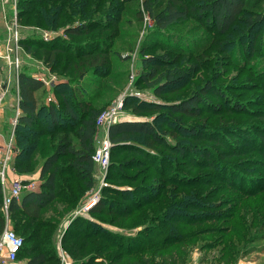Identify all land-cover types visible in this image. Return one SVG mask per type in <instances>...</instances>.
Masks as SVG:
<instances>
[{"label":"rangeland","instance_id":"rangeland-1","mask_svg":"<svg viewBox=\"0 0 264 264\" xmlns=\"http://www.w3.org/2000/svg\"><path fill=\"white\" fill-rule=\"evenodd\" d=\"M22 1L0 0V96L3 91L5 93L4 99L0 102V135L4 139L12 138L15 148L19 149L17 137L23 135L20 128H17V120L12 124L18 112L15 99L19 92L16 82L20 72L37 77L38 81L41 82L42 87L36 93L40 104L47 101L49 94L54 95L52 84L62 82H71L73 83L71 85H81L85 88L88 101L92 102L91 107L99 108L100 113L123 94H130L131 91L142 94L143 99L137 98L140 101L146 102L145 97L148 99L147 102L157 103L158 107L153 113L141 114L145 117H140V115L136 117L132 115L131 111V106L135 105L136 101L134 99L126 100L123 117L135 120L153 119L156 113H160L162 106L190 95L193 92V87L200 88L206 81H211L215 85V89L224 91L229 99L239 101L243 106V111L234 113L231 110V113H228L227 108L224 107L217 115L205 112L204 117H209L207 124L209 130L206 129L204 134L210 135V137L212 135L223 138V134L228 133L229 136L227 137H231L233 134L240 135L247 132L252 129L251 127L261 129L264 134V118L258 117L259 114L264 115V73L260 72H264V54L260 49L263 38L259 39L255 45L256 53L254 58L250 60L251 67L257 68L255 70L257 77H250L251 74L247 75L248 69L240 70V68L230 65L233 60L239 59L236 54L228 57L222 55V52H215V54L213 52L208 55L209 62L199 63L200 66L194 70V76L188 83L181 82L182 87L177 90L173 89L174 87H167L161 96L154 98L152 95L153 88L137 81L139 75L149 69V66L143 64V60L166 55L172 63L169 70L174 68L187 69L192 63L191 56L186 58L182 53L168 49L166 45L169 44H165V41H176L180 38L181 42L184 40L183 45L185 47H196L200 42L202 43L212 37V31L207 32L201 29L197 23L189 21L181 27L172 28L167 32H159L143 11L141 0H72L68 3L31 0L36 4V7L32 13L34 14L32 21L26 22L22 18H17L21 13ZM58 17L61 19L57 20ZM86 20L89 21L88 28L92 31L86 36L74 38V44L82 43L80 44L83 45L82 48H104L107 50L109 63L104 69L105 74L102 77L92 75V72L88 71H85L81 77L71 73V69L66 73L63 72L67 63L71 61H73V65L77 63L74 62L68 51L67 53L56 54L58 71L53 72L40 59L25 53L20 45L24 42L34 49L37 43L42 44V47L54 43L60 47L70 46L71 51H77L72 44L68 43V38L63 33V29L71 25L75 27L78 23ZM35 23H47V25L39 27ZM54 23H56V29H52ZM110 23L112 25L107 31L100 29L102 25L108 24V27ZM197 40H199L198 43H196ZM229 49L235 52L237 47L233 45ZM132 76L135 77V82L131 81ZM68 91L64 89L66 95L70 96L71 92ZM206 97L213 102L220 101V98H216L210 93L206 94ZM254 109L259 112L253 115L247 113L248 110L253 111ZM44 119L40 120L44 122ZM165 123V120H159V124L163 126L158 127V130L161 133L164 132L169 144L174 145L176 141L182 143L191 141L180 137L181 132L178 131L179 128L176 125L171 126ZM188 123L197 126L195 121ZM223 124L228 125L229 132L220 129ZM33 129L30 128V130ZM104 132L103 127L96 126L95 150L103 142ZM136 141L145 142L146 140L142 137L137 138ZM201 144L204 145L205 149L209 148L212 151L215 149L209 142ZM232 145L235 144L233 140H230L228 147L230 148ZM239 145L247 147V143L244 141ZM249 149L253 150L244 156L223 160L222 163L226 162L222 164L225 168H221L223 171L215 172V176L199 167L195 168L193 174H190L191 176L182 172L174 174L173 168L164 169L163 171L166 170L167 172L166 176L169 175L172 178V183L168 181L169 177L156 174L158 169H161L160 163H169L175 167L184 161L159 149H150L148 146L144 150L153 159L154 167L156 166L154 172L146 162L145 167H139L132 160L135 158L133 154L127 155V163H129L123 175L116 176L113 172L108 171V167L106 170H101L95 164L94 185L90 189L81 187L79 192L84 189V195L72 213L68 216H59L52 212L51 207L46 209L41 217L40 229H42L43 235L40 240L35 242V247L46 255L47 264H78L74 263L75 259L65 250V246L61 244V239L68 232L70 224L72 222L80 223L78 217H82L86 222L93 224L92 228L87 229V231L95 230L104 238H109L115 247H119V244L124 247L122 248L123 251H119L114 247H106L103 241H99L100 249L104 247L102 264H109V261L118 253L125 252L124 254H127L129 252L127 250L131 249L136 251L131 254V259H139L148 255L149 257H158L164 255L166 251H157L155 250L156 246L164 243L165 240H169L166 236L162 238L157 236L158 232L167 234L169 228L166 226V222H171V213L167 212L164 215L167 211L164 203L175 202L177 205L172 211L177 209L180 211L187 208L182 203L184 199L192 200L200 207L196 212L184 213L185 217L189 219L193 217L197 222L191 221L195 224L194 226L186 227L188 229L178 232L179 237L185 235L184 237L191 239L187 245H183V247H187L184 248L185 256L181 264H264V145L259 150L263 153L262 156L254 150L253 146ZM217 150L222 152L219 148ZM198 155L196 154V157H199ZM125 156L122 155L119 159H123ZM139 159L143 161L142 158ZM24 160H29V156L25 155ZM63 162L61 161V163ZM41 163L40 157L36 156L31 162L30 170L20 173L16 172L14 163H11V167L9 165V169L5 173L6 181L11 183L13 177L8 176V173L15 172L19 178L24 177L27 184L34 182L38 184ZM118 176L123 178L120 186H117L113 181V178ZM107 177L110 180H107ZM185 177H192L198 186L196 188H191V186L183 188L175 183L185 179ZM212 178L215 179L214 182H208ZM106 187L108 188L105 190L104 196L115 204L113 211L116 213L98 214L89 213V210L86 215L80 216L82 201L88 199L96 191L101 196L102 189ZM161 187H165L163 188L166 191L165 197H160L157 204L143 208L130 216L122 217V214L126 212L124 207H128L127 210H129L133 202L148 198L149 191H155L150 193L152 197ZM113 191L133 194L135 199L124 205L122 199L114 195ZM74 214L77 215L73 217ZM207 217L209 220L206 219ZM71 218L72 220H70ZM68 220H70V224L64 226L63 223ZM85 227L89 226L85 224ZM7 228L15 231L11 224ZM148 239L153 242L147 243ZM149 245H152L154 249L151 250ZM140 246H146V248L136 249ZM18 259L20 258L18 257ZM164 261L169 264L174 263L173 260Z\"/></svg>","mask_w":264,"mask_h":264},{"label":"trees","instance_id":"trees-1","mask_svg":"<svg viewBox=\"0 0 264 264\" xmlns=\"http://www.w3.org/2000/svg\"><path fill=\"white\" fill-rule=\"evenodd\" d=\"M44 1L68 3L72 0ZM141 5L146 16L159 32H167L172 28L181 27L189 21L197 23L201 29L207 32H213L212 37L203 41L204 43L200 42L196 47H185L183 45L184 40L181 42L180 38L176 41H165V44H169L166 45L168 49L182 53L186 58H189V55L191 56L192 63L187 69L174 68L169 70L172 63L166 55L143 60V64L149 66V69L143 71L137 81L143 85L151 86L154 98L161 96L167 87H174L173 89L177 90L182 87V83H188L194 76V70L200 66L199 63L209 62L208 55L213 52V54L222 52V55L228 57L236 54L239 59L233 60L230 65H234L240 70L248 69L247 75L251 74L250 77L258 76L255 73L257 68L251 67L250 60L254 58L256 53L254 47L261 38H263V42L260 49L264 54V0H141ZM20 6L21 13L17 18L31 22L36 4L31 0H23ZM60 19L61 17H58L57 20ZM88 22L86 20L78 23L75 27L71 25L63 29V33L68 38V43L72 44L77 51H71L70 46L60 47L54 43L53 45H44L45 47L37 43L34 49L24 42L20 45L25 53L40 59L53 72L58 71L56 54L67 53L68 51L74 62L77 63L75 65L72 64L73 61L67 63L63 72L66 73L71 69V73L81 77L85 71H88L92 72V75L102 77L105 74L103 71L109 63L107 50L104 48H82L83 45H80L82 43L74 44V38L86 36L92 31L88 28ZM35 24L39 27L47 25V23ZM107 25H102L100 29L107 31L112 23L108 27ZM56 28V23H54L52 29ZM198 42L199 40L196 41V43ZM233 45L237 47L235 52L229 49ZM260 72L264 73L263 71ZM260 72L258 71V73ZM71 84L73 83L52 84L57 103L46 106L44 103H38L36 96L37 91L42 87L41 82L25 72H20L18 75V108L20 113L16 124L23 135L17 137L19 149L14 160V168L19 173L28 171L34 158L36 156L40 157L42 163L39 180L41 183L38 192L25 193L20 203L13 200L6 211L7 215L2 210V187L0 184V234L5 229L7 218L15 229L14 232L23 240L17 259L22 256H30L26 264H47L46 255L35 247V242L40 240L43 235L42 229H40L42 225L41 217L46 209L51 207L52 212L56 215L68 216L80 203L79 201L84 195V189L79 192L81 187L90 189L94 185L95 163L92 160V155L95 150V122L100 114V109L91 107L92 102L88 101L85 88L81 85ZM64 89L69 90L71 95H66ZM192 90L193 92L190 95L162 106L160 113H156L153 119L149 117V120L120 121L110 125L107 132V137L111 143L108 171L113 172L116 176L123 175L129 163H127V155L133 154L135 158H132V160L139 167H145L146 162L154 172L156 166L154 167L153 159L144 150L147 146L150 149H159L169 153L184 161L177 164L176 168L169 165V163L161 162L159 165L161 169L156 172L160 176H166V170L172 168L174 174L182 172L191 176L190 174H193L197 167L207 170L210 175L215 176V172L223 171L222 169L225 168L222 164L226 162L222 163L223 160L244 156L253 150L249 149L251 146L261 156L263 155L259 150L264 145V134L259 128L251 127L252 129L247 132L240 135L233 134L231 137H227L229 136L228 133H224L223 138L213 137L212 135L211 137L210 135L206 136L204 132L206 129L209 130L207 125L209 117H204L205 112L217 115L225 107L228 113H231V110L234 113H241L243 106L239 101L229 99L224 91L215 89V85L211 81H206L200 88L193 87ZM208 93L220 98V101L213 102L209 100L206 97ZM128 99L136 101V104L131 106L132 115L136 117H139V115L145 117L141 114L153 113L155 108L158 107L157 103L140 101L134 96H127L124 99V107ZM257 112L259 111L256 109L247 111L249 115ZM259 116L264 118L263 114H259ZM43 118H45L44 122L41 121ZM159 120H165L166 125H176L179 128L178 131L181 132L180 137L191 141L189 143L176 141L174 145L169 144L164 132L161 133L158 130V127L163 126L159 124ZM190 121L197 122V126L188 123ZM227 126L223 124L220 129L228 130ZM30 128L34 129L30 130ZM198 129L203 131L200 132ZM142 137L145 138V142L136 141L137 138ZM230 140H233L235 145L229 148L228 143H230ZM242 141L247 143V147L239 145ZM203 142L212 144L215 148L213 151H215L213 152L209 148L205 149L204 145L201 144ZM217 148L222 152H219ZM196 154H199V157H196ZM25 155L29 156V160L23 161ZM122 155L126 156L119 159ZM139 158H142L143 161H140ZM63 160H66V162H63ZM164 169L166 170L163 171ZM168 177L169 175L166 176V178ZM169 178L168 181L172 183V178ZM107 180H110V178L107 177ZM212 180L208 182L213 183L215 179L212 178ZM113 181L117 186H120L123 178L121 176L114 177ZM23 182L27 183V181ZM194 182L195 180L192 177H185V179L175 183L183 188L189 186L196 188L198 184ZM107 188L102 189L103 193L99 202L90 209L89 213H116V211H113L115 204L104 196ZM163 188L165 187H161L152 197L150 193L155 191L150 192L148 190L149 197L141 201L136 199L137 201L130 205L129 210H127L128 207H124L123 209L126 212L122 214V217L130 216L143 208L157 204L160 197H165L166 191ZM112 193L121 198L124 205L135 199V195L127 192L113 191ZM184 196L187 197V195ZM168 203L169 205H167ZM182 203L187 208L180 211L178 209L172 211L177 203L171 201L164 203L167 209L164 215L167 212L171 213V222H166V226L169 228L168 233L161 234V232H158L157 236L161 238L166 236L169 240L157 245L155 249L157 251L165 250L164 255L158 257H149L148 255L139 259H131V254L136 252L135 249H131L127 250L129 251L127 254H124L125 252L118 253L109 261V264H169L164 260H173V264H181L185 256L184 248L187 247H183V245H187L191 239L184 237L185 235L179 237L178 232L188 229L186 227L194 226V223L197 222L193 217L191 219L185 217L184 213L196 212L200 207L192 200L183 199ZM78 218H80V223L72 222L68 232L61 239V244L65 246V250L75 259L74 263L102 264L104 247L100 249L99 241H103L106 247H114L119 251H123L122 248L124 247L121 244H119V247H115V244L111 243L112 241L109 238H104L95 230L87 231V229L92 228L93 224L86 222L82 217ZM206 219L209 220L208 217ZM191 221H194V223ZM85 224L89 227L84 228ZM179 224L182 226H179ZM152 242L148 239L147 243ZM140 248L145 249L146 246H140L136 249ZM149 248L154 249L152 245H149Z\"/></svg>","mask_w":264,"mask_h":264},{"label":"built area","instance_id":"built-area-1","mask_svg":"<svg viewBox=\"0 0 264 264\" xmlns=\"http://www.w3.org/2000/svg\"><path fill=\"white\" fill-rule=\"evenodd\" d=\"M131 81H135L134 76L131 77ZM4 95L5 93L3 91L0 96V102L4 99ZM126 96H134L143 99L142 94L137 91H131L130 94H123L98 115L95 126L108 129L110 125L122 121L124 119L123 109ZM144 100L148 101L145 97ZM17 116L18 112L15 115L12 124L16 122ZM110 149L111 143L105 137L100 147L96 149L92 155L93 162L101 170H106L108 167ZM17 154L18 149L13 145L12 138L4 139L2 138V135H0V184L2 187V210L4 213H7L6 211L13 200L18 203L23 193L31 192L35 188L33 183H24L23 180L19 178H14L11 183L6 181L5 173L9 169V165L11 167V163H14ZM99 199L100 195L98 191L92 193L81 206V215H86L87 212L99 202ZM22 245V238L13 230L5 228L0 234V264H13L17 259V254Z\"/></svg>","mask_w":264,"mask_h":264},{"label":"crops","instance_id":"crops-1","mask_svg":"<svg viewBox=\"0 0 264 264\" xmlns=\"http://www.w3.org/2000/svg\"><path fill=\"white\" fill-rule=\"evenodd\" d=\"M34 79H36V80H39L37 77H34V76H32ZM16 84H17V88H18V81L16 82ZM15 98H16V96H15ZM16 101H17V107H18V101H19V92H18V97L15 99ZM51 103H54V104H56L57 103V101H56V98H55V96L53 95V94H49V96H48V98H47V101L44 103L46 106H48L49 104H51ZM19 113H20V110H19V108H18V115H19ZM129 118V117H128ZM132 120H135V119H131V118H129V119H126V118H124L122 121H132ZM105 130V132H104V136L108 139V137H107V132H108V129L106 128V129H104ZM109 140V139H108ZM39 172H40V170H39ZM11 174V175H10ZM96 174L94 173V175H93V177L95 176ZM8 176H10V177H13L12 178V180L14 179V178H19L16 174H15V172L14 173H12V172H9L8 173ZM24 178V177H23ZM22 177H20L19 179H21V180H23V181H27V180H25V178L23 179ZM35 183V184H34ZM33 184L35 185V188H34V190L33 191H31V192H38L39 191V189H40V183H41V181L39 180L38 181V184H36V182H34ZM27 193V192H26ZM25 193H23L22 194V196L24 195ZM22 196H21V198H20V200H19V202L18 203H20V201H21V199H22ZM85 202V200L82 202V205H83V203ZM5 215H7L6 213H5ZM77 214H74L73 215V217H75ZM79 216V215H78ZM80 216H82V215H80ZM70 220H72V218L70 219ZM70 220H68L67 222H64L63 224H65L64 226H68L69 224H70ZM10 223H9V221H8V219L6 218V226H5V228H7L8 227V225H9ZM29 258H30V256H22V257H20V259H16L17 260V262H14L13 264H26L27 262H28V260H29ZM8 264V263H7Z\"/></svg>","mask_w":264,"mask_h":264}]
</instances>
